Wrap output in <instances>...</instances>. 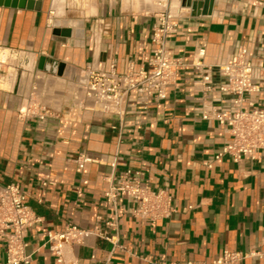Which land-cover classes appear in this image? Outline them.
Here are the masks:
<instances>
[{
  "label": "crops",
  "instance_id": "0c3cea01",
  "mask_svg": "<svg viewBox=\"0 0 264 264\" xmlns=\"http://www.w3.org/2000/svg\"><path fill=\"white\" fill-rule=\"evenodd\" d=\"M203 2L191 16L193 2ZM158 10L130 0H43L39 10L0 7V188L15 184L39 222L30 229V264H51L48 234L67 226L90 231L113 219L103 194L109 181L130 171L142 185L165 191L168 217L151 223L119 219L120 249L89 234L66 247L77 264H211L223 251L256 253L239 264H264V150L256 161H211L226 144L213 121L201 119L224 99L200 85L203 70L222 82L217 65L245 48L260 83L251 96L264 109V0H167ZM169 10L178 28L166 47L182 67L167 97L145 108L133 95L120 115L88 99L90 73L118 74L146 63L155 13ZM54 20L80 21L69 37L54 34ZM203 50V55L199 52ZM80 71L75 83L40 70L39 60ZM197 65H199L197 67ZM35 100L40 119L19 112ZM90 161L79 168L77 160ZM115 163L114 168L110 167ZM48 177L53 185L43 187ZM128 199L119 209L132 208ZM5 255L0 245V264Z\"/></svg>",
  "mask_w": 264,
  "mask_h": 264
},
{
  "label": "built area",
  "instance_id": "2783aa9c",
  "mask_svg": "<svg viewBox=\"0 0 264 264\" xmlns=\"http://www.w3.org/2000/svg\"><path fill=\"white\" fill-rule=\"evenodd\" d=\"M177 28L176 16L172 12L163 10L155 13L150 39L152 49L146 63L139 66L131 63L122 74L114 71L90 73L82 82L85 96L115 115L122 113L130 95H133L135 104L140 108L164 100L183 65L181 59L173 58L166 47L167 38L175 34ZM203 53V50L199 52L200 55ZM7 57L8 53L1 49L0 70L6 65ZM215 70L222 82L214 85L212 72L207 69L203 70L200 85L205 92L215 91L224 99L219 105H210L203 110L201 119L215 122L227 141L222 151L204 163V166L211 169L213 162L222 157H228L234 163L242 159L256 161L260 151L264 150V109L251 101V96L259 94L261 88L247 50L240 48L229 60L217 65ZM19 115L23 119H40L43 110L39 103L32 100ZM89 161L87 158H79V168H83ZM114 166V162L110 164L111 168ZM52 185L48 177L42 183L45 188ZM103 197L106 206L113 212V219L105 222L103 228L96 225L90 231L71 225L60 233H49L47 242L53 257L51 264H77L74 260L66 259L64 250L69 246L82 245L89 234L110 244L111 252L120 249L121 216L131 215L155 223L172 212L171 200L165 191L154 190L148 184L142 185L130 171L115 181H109ZM121 198L130 200L133 207L120 210ZM38 222L23 190L15 184L0 188V245L4 250V264H30L27 237L30 229ZM254 256L259 255L223 251L211 264H239Z\"/></svg>",
  "mask_w": 264,
  "mask_h": 264
},
{
  "label": "water",
  "instance_id": "95a60500",
  "mask_svg": "<svg viewBox=\"0 0 264 264\" xmlns=\"http://www.w3.org/2000/svg\"><path fill=\"white\" fill-rule=\"evenodd\" d=\"M43 0H0V7L12 8V9H28L39 10ZM203 2H193L191 5V16L201 14ZM82 26L80 21L69 20H54L52 27L54 34L62 37H69L73 29ZM40 70L56 74L59 77L68 79L72 82L78 83L80 81V71L73 69L62 63H48L44 58H40L39 67Z\"/></svg>",
  "mask_w": 264,
  "mask_h": 264
},
{
  "label": "rangeland",
  "instance_id": "374dc122",
  "mask_svg": "<svg viewBox=\"0 0 264 264\" xmlns=\"http://www.w3.org/2000/svg\"><path fill=\"white\" fill-rule=\"evenodd\" d=\"M136 8L152 7L155 10L160 9L162 5L166 3L167 0H130Z\"/></svg>",
  "mask_w": 264,
  "mask_h": 264
}]
</instances>
